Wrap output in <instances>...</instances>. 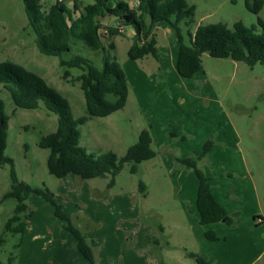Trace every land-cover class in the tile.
Masks as SVG:
<instances>
[{"label":"rangeland","instance_id":"rangeland-1","mask_svg":"<svg viewBox=\"0 0 264 264\" xmlns=\"http://www.w3.org/2000/svg\"><path fill=\"white\" fill-rule=\"evenodd\" d=\"M53 1L45 0L43 8ZM74 1L82 10L93 0H62L69 8ZM125 1L130 6L135 2ZM186 2L194 6L190 32L197 25L216 22L231 28L236 21L246 26H257L258 18L264 21V4L254 13L247 7L252 5L250 0ZM110 23L104 21L102 26ZM181 28L187 41V28L183 24ZM133 32L128 27L121 35L102 34L104 46L125 72L129 92L121 109L104 117L90 116L76 80L83 70L67 68L69 74L65 77L66 68L56 56L37 50L22 0H0V62L10 60L39 74L69 101L74 117H86L80 125L82 146L94 153L113 152L121 157L137 141L139 132L147 128L155 151L153 158L136 164L135 172L130 171L133 163L125 162L111 187L107 186L109 175L83 179L69 174L57 178L47 170L48 149L37 145L41 136L55 130L56 115L42 103L33 109L16 106L0 85V99L9 116L4 154L12 159L18 179L49 188L84 237L90 239L93 233L89 230L99 225L113 226L129 236L122 244L126 264L131 262L129 254L139 250L136 246L146 242L145 235L150 239L145 253L149 264H197L189 252L213 258V264H264V226L254 228L251 215L260 206L264 216V66L256 63L249 67L231 58L203 53L200 71L191 78H182L173 67L156 70L158 65L150 56L147 61L130 59L127 49ZM150 32L156 34L158 47L173 52L176 33L168 23L154 22ZM74 53L97 67L102 65L101 49L77 41L64 58ZM153 70L157 71L154 75ZM182 135L185 139L180 138ZM207 141L212 142L211 148L197 165L227 200L229 213H237L236 224L209 225L216 230L218 241L205 239L206 226L198 224L193 169L175 162V158H194ZM10 185V166L0 163V200ZM190 190L191 197L183 199L182 193ZM253 191L257 192L256 200ZM15 203L13 198L0 201V234ZM26 204L25 223L43 234L41 243L53 241L51 244L69 247L74 238L55 216L54 207L42 198H30ZM29 240V230L26 234L5 232L0 264H25Z\"/></svg>","mask_w":264,"mask_h":264},{"label":"trees","instance_id":"trees-1","mask_svg":"<svg viewBox=\"0 0 264 264\" xmlns=\"http://www.w3.org/2000/svg\"><path fill=\"white\" fill-rule=\"evenodd\" d=\"M45 0H22L28 25L34 33L37 50L44 55L56 56L59 64L66 68L64 76H68L67 68L78 67L83 72L77 76L83 92L87 114L104 117L124 107L128 95V83L125 72L116 58L102 42L99 29L103 24L101 18L112 17L114 23L105 27L108 35H121L120 28L131 27L133 35L127 49V56L132 60L152 57L158 60L157 39L150 32L152 23L164 21L176 33L178 43L175 69L182 78H191L201 69V56L208 53L214 58H231L253 67L256 63L264 66V21L260 18L256 25L246 26L241 21L233 23L229 28L225 23L216 22L197 25L193 32L189 25L193 21L194 6L188 5L186 0H138L135 9L129 8L125 0H93L78 8L75 1L69 8L64 2L54 0L44 9ZM247 7L258 13L264 0H250ZM148 18V21H146ZM181 24L185 26L188 40L186 41ZM77 41L93 49H101L102 65H93L88 58L74 53L65 59L64 54L72 50ZM109 48L112 43L109 44ZM0 85L7 90L12 102L21 108L33 109L40 103L54 113L57 125L54 131L39 138L37 145L48 149L46 159L47 170L57 178L69 174L83 179L110 176L107 183L111 187L115 183V176L125 162H132L131 172L137 170L136 164L149 160L155 156L152 149V137L149 129H142L137 141L130 145L121 157L113 152L94 153L80 144V125L86 120L85 116L74 117L69 101L58 91L49 86L37 73L24 66L4 60L0 62ZM9 116L5 111L4 102L0 99V163L10 166V190L1 200L13 198L15 206L12 214L6 219L4 230L0 234V246L4 242L5 232L23 234L25 223L26 201L30 198H42L54 207V214L63 223L64 228L76 241L78 251L90 264H95V257L91 243L86 239L71 218L64 213L62 204L54 199V193L45 186H31L18 179L11 158L4 154L8 135ZM172 137L176 136L170 133ZM185 139V136H180ZM212 142L207 141L202 151L193 157L175 158V162L193 169L197 180L196 211L199 223L224 221L233 225L237 213H229L213 196L211 178L197 165V160L205 157ZM143 191L144 185L140 183ZM0 200V201H1ZM260 218V215L254 216ZM261 221V218H260ZM209 240H217L212 232H205ZM197 264H209L203 255L188 253ZM13 259L10 256L9 262Z\"/></svg>","mask_w":264,"mask_h":264},{"label":"crops","instance_id":"crops-1","mask_svg":"<svg viewBox=\"0 0 264 264\" xmlns=\"http://www.w3.org/2000/svg\"><path fill=\"white\" fill-rule=\"evenodd\" d=\"M101 20L103 22L110 20L111 25L114 23V18L112 17H103L101 18ZM159 22H164V21H159ZM177 47H178V43L175 47H173V52L169 50L167 53L165 48L158 47V41H157L156 48H157L158 60L153 58L154 62H156L158 65L156 66L157 67L156 70H159L160 68L162 71L163 70L165 71L167 69L170 70L171 67L175 69ZM139 60L147 61L149 59L148 57H145ZM156 70L155 71L153 70L152 75H154L157 72ZM197 186H198V180H197ZM211 190L215 199L222 206H224V208L228 212H231L230 206H227L228 203L227 200L223 199L224 198L223 195L218 194L217 190H215L212 185H211ZM187 195L191 197L192 195L191 190L189 193L186 192L182 193L181 196L184 199ZM227 195H225V197H227ZM253 196L256 200V198L258 197L256 191H253ZM195 201H196V194H195ZM261 213L262 212H260V206L257 209L251 211L252 225L254 226V228L264 226V216ZM256 215H260L261 221L260 218L254 217ZM197 220H199V218H197ZM218 222H224V221L211 222L207 224H200L198 221L199 225L206 226V230L203 232V235L205 232H212L218 237L217 240H209L204 236L205 239L209 241L219 240V236L217 235L216 230H214V228L212 227L209 228V225L212 224L211 226H215V224H217ZM234 224H236V222ZM100 226L101 225L95 226L94 228L89 230L90 232L93 233L91 236H89L90 239L85 237L91 243L95 257V264H126L123 254H127V253H125L126 251L124 249V245L122 246V244H124V240L126 241L129 240V236H125L123 232L121 233V231L117 230L113 226L112 227L111 226L100 227ZM28 230L30 231V240L29 242L26 241V254H25L26 258L24 260L25 264H90V262L86 258H84L82 254L78 251L75 239L72 243L69 244V247H67L66 245L61 247L59 243H57L56 245L51 244L53 243V241H48V244H46L44 241L41 243V240L39 239L41 236H43V234H40L38 231L34 232L35 231L34 226H28L26 224L24 233L26 234ZM145 239L146 242L144 243V245H141L140 247L136 246L137 248H139L138 251H135V253L131 252V254L128 253L129 256L131 257L130 264H149L150 259L148 258V255H145V253H146V249L150 245V239L147 237V235H145ZM139 252L140 254H138ZM208 262L209 264H213L214 263L213 258L208 257ZM18 263L20 262L18 261Z\"/></svg>","mask_w":264,"mask_h":264},{"label":"built area","instance_id":"built-area-1","mask_svg":"<svg viewBox=\"0 0 264 264\" xmlns=\"http://www.w3.org/2000/svg\"><path fill=\"white\" fill-rule=\"evenodd\" d=\"M58 1H62V0H58ZM128 3V2H127ZM139 4V1L138 0H135V2L134 3H132V6H130V4H128L129 5V8H132V9H135L136 7H137V5ZM125 29L124 28H120L119 29V31H124ZM99 32L101 33V35L102 34H108V31H107V29H105L104 27H101L100 29H99Z\"/></svg>","mask_w":264,"mask_h":264}]
</instances>
